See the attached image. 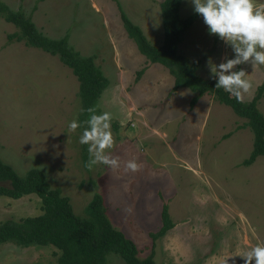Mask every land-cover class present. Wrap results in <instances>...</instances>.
<instances>
[{
  "label": "rangeland",
  "instance_id": "1",
  "mask_svg": "<svg viewBox=\"0 0 264 264\" xmlns=\"http://www.w3.org/2000/svg\"><path fill=\"white\" fill-rule=\"evenodd\" d=\"M122 2L117 1V6L126 8L133 22L132 10L141 12L144 25L140 26L152 45L161 46V7L157 13L146 0ZM23 5L22 12L28 17L26 9L31 4ZM193 13L191 0H182L180 17L186 19ZM34 20L45 36L64 37L65 33L52 29L43 12L35 14ZM81 20L85 36L92 41L87 48L95 50L96 64L110 81L95 107L97 114L112 115L115 145L108 154L120 157V168L84 167L89 154L88 146L79 143L86 127L84 113H80L79 81L57 56L9 41L8 35L19 30L2 16L0 160L20 175L33 168L42 170L51 187L70 199L79 217L85 216L95 195L103 197L108 219L135 242L141 260L153 255L156 264H245L240 256L264 244V157L251 166L243 165L254 143L247 120L210 94L192 106L196 93L189 88L174 91L175 79L161 64L149 63L137 81V72L148 61L135 42L129 38L132 53L117 63L111 47L116 42L104 23L87 11ZM152 34L156 37L151 39ZM179 53L192 63L201 62L198 74L204 79L213 78L209 58L217 66L234 58L231 47L209 34L202 17L184 33ZM233 70L248 74L252 88L242 100L251 102L264 83V65L253 68L245 63ZM258 109L264 115V96ZM74 118L82 126L69 133L68 124ZM130 159L142 165L139 171L125 172L124 163ZM164 205L175 227L154 242L151 233L162 225ZM41 214V201L35 195L19 200L0 198V223ZM57 254L54 247L22 248L8 243L0 245V264H55ZM106 264L124 261L111 253Z\"/></svg>",
  "mask_w": 264,
  "mask_h": 264
},
{
  "label": "trees",
  "instance_id": "2",
  "mask_svg": "<svg viewBox=\"0 0 264 264\" xmlns=\"http://www.w3.org/2000/svg\"><path fill=\"white\" fill-rule=\"evenodd\" d=\"M182 0H165L161 4L164 27V41L154 46L139 26H136L121 9V18L130 39L146 57L147 65L161 64L174 77V91L189 88L196 96L194 106L205 94L213 95L217 102L226 105L240 118L247 120V126L254 135L253 150L244 166L253 165L259 157H264V115L258 103L264 96V83L258 87L257 95L251 102L237 100L223 89H216L217 78L204 79L198 74L200 61L191 62L179 53V44L184 33L201 16L195 12L186 19L180 17ZM0 16L18 28V32L8 35L9 41L24 42L27 47L40 49L57 56L62 64L72 70L79 81L78 96L83 109L95 107L102 94L110 86L109 79L95 62V57H83L69 44L68 37L53 40L40 32L30 17L22 11H13L0 1ZM137 72L139 81L147 70ZM84 120L89 114L84 112ZM86 157V153L84 154ZM0 198L19 200L35 195L41 201L42 214L26 217L19 221L7 220L0 223V245L13 243L22 248L54 247L58 254L55 264H106L109 254L119 255L124 264H156L153 255L141 260L135 242L123 232L116 230L106 213L104 199L95 195L85 209V216L74 213L70 199L61 190L53 189L45 173L37 168L20 175L12 166L0 160ZM162 225L151 233L156 242L175 227L168 205L161 213Z\"/></svg>",
  "mask_w": 264,
  "mask_h": 264
},
{
  "label": "clouds",
  "instance_id": "3",
  "mask_svg": "<svg viewBox=\"0 0 264 264\" xmlns=\"http://www.w3.org/2000/svg\"><path fill=\"white\" fill-rule=\"evenodd\" d=\"M191 3L194 12L203 18L209 34L218 36L234 52V58L226 59L218 66L209 58L210 71L213 78H217L215 88L223 89L230 96L241 100L252 84L244 70L233 69L245 63H251L253 68L264 65V3L257 4L256 0H191ZM85 111L89 118L83 121L86 127L79 138L81 145L88 146L89 159L84 167L92 170L94 166L103 164L113 171L119 169L120 157L108 154V150L115 145L111 132V113L97 114L96 107L80 109L81 114ZM81 126L78 118H74L68 124V131L75 132ZM141 167L135 159L124 163L125 172L135 173ZM240 257L245 264H253V261L255 264H264V244L252 247Z\"/></svg>",
  "mask_w": 264,
  "mask_h": 264
},
{
  "label": "crops",
  "instance_id": "4",
  "mask_svg": "<svg viewBox=\"0 0 264 264\" xmlns=\"http://www.w3.org/2000/svg\"><path fill=\"white\" fill-rule=\"evenodd\" d=\"M1 1L4 4H6L8 7H12L14 11H23L25 9V6L23 4L24 2L27 1L29 4H31L30 10L26 9L27 13L29 11L27 15H29L28 17L32 19L36 27L37 24L35 23L34 16L35 14L37 15L43 12L46 15L49 25L52 26V29L55 31H59L61 33H65L64 37L66 36L68 37L70 46L73 47L77 52H79L83 57H90L92 55H95L94 54L95 50H91V48H87L90 43L92 44V41L90 37L85 36L86 27L85 28L83 27L81 20L82 12L85 13V11H87V13L90 16H93L97 20L104 23L103 26L104 29L113 36V39L116 42V44L115 43L113 45L111 44V47L114 48V57L117 56L116 57L117 63L119 62L120 58L123 57L128 58L130 57L129 53L130 52L132 53V50H130L132 43L129 39V36L126 32V29L124 27L121 18L122 7L120 5L119 7L117 6V1L120 4H122L123 3L122 1L124 0H16V2L14 0H1ZM146 1H148V3H150L151 5L155 6L157 8V13H159V8L161 7V4L165 0H146ZM18 2L20 4L18 5V7H16L15 4ZM123 11L126 12L124 13L128 18L132 16L130 13H128L126 8H124ZM24 14L26 15V13ZM132 14L134 17H136V19L134 18L135 21L133 22L131 18L129 19L133 24L139 26L144 32V29L140 26V25H144V19H142L141 17V12L135 11L133 9ZM102 17L103 20H101ZM78 34L80 35L79 39H77L76 37ZM152 36H150L151 39L156 37L155 34H152ZM147 39L150 41L149 36L147 37ZM83 49H89L90 53L87 54L85 52H82L84 51ZM93 57H95V62H96L97 61L96 55ZM118 66L121 68V64H119ZM100 69L105 75L104 69L102 67H100Z\"/></svg>",
  "mask_w": 264,
  "mask_h": 264
}]
</instances>
